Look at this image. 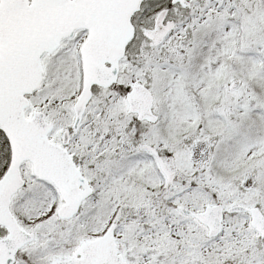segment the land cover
Returning a JSON list of instances; mask_svg holds the SVG:
<instances>
[{"label": "snow or ice", "instance_id": "1", "mask_svg": "<svg viewBox=\"0 0 264 264\" xmlns=\"http://www.w3.org/2000/svg\"><path fill=\"white\" fill-rule=\"evenodd\" d=\"M0 264H264V0H0Z\"/></svg>", "mask_w": 264, "mask_h": 264}]
</instances>
